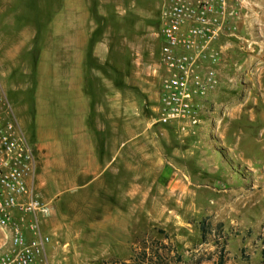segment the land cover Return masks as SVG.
<instances>
[{
	"label": "rangeland",
	"instance_id": "obj_1",
	"mask_svg": "<svg viewBox=\"0 0 264 264\" xmlns=\"http://www.w3.org/2000/svg\"><path fill=\"white\" fill-rule=\"evenodd\" d=\"M161 1L0 0V81L33 148L32 190L52 207L39 217L48 264H140L143 248L157 264L261 263L264 0L234 1L218 86L186 136L155 122ZM78 83L107 102L94 146L119 148L117 180L75 185Z\"/></svg>",
	"mask_w": 264,
	"mask_h": 264
},
{
	"label": "built area",
	"instance_id": "obj_2",
	"mask_svg": "<svg viewBox=\"0 0 264 264\" xmlns=\"http://www.w3.org/2000/svg\"><path fill=\"white\" fill-rule=\"evenodd\" d=\"M234 1H161L156 123L174 126L184 136L195 134L207 97L218 86V40L236 15ZM34 166L33 148L0 81V264H48L49 237L40 231L39 217L50 215L52 207L32 190Z\"/></svg>",
	"mask_w": 264,
	"mask_h": 264
},
{
	"label": "crops",
	"instance_id": "obj_3",
	"mask_svg": "<svg viewBox=\"0 0 264 264\" xmlns=\"http://www.w3.org/2000/svg\"><path fill=\"white\" fill-rule=\"evenodd\" d=\"M156 37L158 38L157 32ZM74 91L75 95H72L68 101V113L70 116L68 127L70 128L69 131L71 132L70 137L74 140L86 139V142L83 144V150L80 151L78 149L77 153H74L75 157L79 161L78 164H80L74 166V169L78 171V174L74 175V179L83 177L82 179L84 180L83 182H76L75 185L90 186L95 184V181L97 180H117L119 168L117 167L118 165L116 160L118 159V155H120L121 152L119 151V148L116 147L113 152L110 150L108 153V149L106 147H100V149L97 151L94 146V140L97 138L105 139L104 137L106 135V131L104 122H102V120L106 116L105 105L107 102L104 100L105 102L99 101L94 104L89 101L85 94L84 85H80V83L75 86ZM86 91L88 92V96L91 97L88 88ZM38 122L39 121H37V123ZM87 122H90L91 127L86 126ZM119 177L121 178L122 175ZM30 236H32V234H28L26 238Z\"/></svg>",
	"mask_w": 264,
	"mask_h": 264
},
{
	"label": "trees",
	"instance_id": "obj_4",
	"mask_svg": "<svg viewBox=\"0 0 264 264\" xmlns=\"http://www.w3.org/2000/svg\"><path fill=\"white\" fill-rule=\"evenodd\" d=\"M219 41H220V39L218 40V43H219ZM162 125H164V124H162ZM170 126V125H169ZM201 228L202 229H204L205 228V226H204V222H202L201 223ZM263 243H264V238H263ZM143 247H145V245H143ZM142 256H141V259H138L139 261L141 260V262H139L140 264H151V263H153V264H157V263H154L153 262V260H152V257H155L156 258V256L158 257V254H157V252H154L155 254H154V256L151 254L150 255V258H149V260H147L146 261V258L144 257V255H145V250H144V248H143V250H142ZM261 256H262V260H261V263L260 264H264V246H263V248L261 249ZM146 261V262H145ZM223 262H222V259H220L219 261H218V264H222ZM121 264H125V262H122Z\"/></svg>",
	"mask_w": 264,
	"mask_h": 264
}]
</instances>
